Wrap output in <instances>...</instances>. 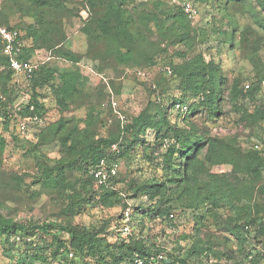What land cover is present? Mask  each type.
<instances>
[{
	"label": "rangeland",
	"instance_id": "rangeland-1",
	"mask_svg": "<svg viewBox=\"0 0 264 264\" xmlns=\"http://www.w3.org/2000/svg\"><path fill=\"white\" fill-rule=\"evenodd\" d=\"M40 1L0 0V39L4 28L23 36L31 59L39 63L38 74L45 67L55 71L60 82L61 75L72 73L78 92L65 108L46 94L40 98L46 115L28 116L33 78L10 73L0 52V113H7L0 116V210L6 220L106 231L123 212L125 196L133 205L134 232L143 217L137 206L176 207L178 229H166L154 219L145 221L150 239L161 247L172 249L178 234L193 231L199 244L210 248V264H264V237L256 235V228L239 234L226 228L237 221L264 219L260 182L246 169L244 157L264 132V118L257 112L264 109V28L254 16L264 18V10L257 0H192L194 14L184 11L186 0H127L124 7L137 27L130 39L105 35L98 27L114 6L112 0ZM163 24L187 31L188 38L172 43L161 32ZM31 28L36 35L25 34ZM197 55L219 65L220 95L213 105L203 93L182 90L173 75L174 66ZM235 82L239 89L252 84L238 101L232 93ZM140 115L150 116L154 124L131 127ZM175 131L190 133L191 143L203 141L205 147L195 161L196 179L170 186L169 150L177 141ZM101 137L115 141L107 162L117 159L121 169L116 191L106 200L105 190L85 172L83 162L85 147ZM255 150L264 154V148ZM228 151L232 161L216 163ZM212 152L213 160H207ZM177 156L176 150L173 157ZM59 162H64L66 179L52 186L45 181L46 169ZM219 176L235 187L224 184L226 191L232 190L226 193L229 200L209 211L206 198L219 184ZM153 181L166 183L164 193L137 194ZM248 200L250 207L245 205ZM114 236L108 233L110 239ZM6 238L0 236V264H49L32 249L29 257L24 253L31 246L50 254V238L41 231L22 241Z\"/></svg>",
	"mask_w": 264,
	"mask_h": 264
},
{
	"label": "trees",
	"instance_id": "trees-1",
	"mask_svg": "<svg viewBox=\"0 0 264 264\" xmlns=\"http://www.w3.org/2000/svg\"><path fill=\"white\" fill-rule=\"evenodd\" d=\"M112 1L115 2L114 6H110L103 19L100 20V25H98V27L100 31L105 33V35L113 34L114 36H117L118 34L130 39L132 37V31H135L137 27L134 24L132 16L128 14L127 8L124 7L127 0ZM226 1L230 2L232 0ZM40 3L48 4L49 1L42 0ZM257 3L261 9L264 10V0H257ZM179 13L180 12H177L175 15L177 16ZM254 16L256 17L259 26L264 28V18L260 17L258 14ZM84 26H86V30L87 25ZM90 27L91 25H88L89 29ZM26 30L25 34L36 35V32H33L32 28ZM161 32L162 34H166L165 36L171 39L172 43L187 39L189 34L187 31L177 30L174 25L169 27L166 24L161 25ZM22 37L23 36H20L23 41L24 39ZM0 52L3 59L6 61V64L10 67L9 57L3 52L2 38L0 39ZM128 56H130V54ZM19 58L24 60L31 59L29 50L25 47V44L22 47V52L19 55ZM72 58L74 60L77 59L76 57ZM10 70V73H14L11 67ZM38 70L39 67L30 77L33 78L32 96L29 105L26 107L27 115L32 117H44L48 112V109L40 98L43 99L44 96L52 95L55 97L56 101L63 106L62 108H65L67 101L74 99L78 92L75 86V76L72 73L61 75L60 82H57L55 79V71H46L45 67H42L40 70L41 72L38 74ZM219 71V65L215 61L212 60L208 63L202 55L195 56L191 61H186L181 66L173 67V75L177 76L176 81L178 87L182 90H187L190 94H205L210 105H213L215 98L220 95L221 75L219 74ZM249 84L250 87L248 89L245 88V85L243 89H239L238 83H233L232 93L235 101L248 95L247 92L252 89V84ZM252 94H254V92H252ZM257 112L261 118H264V109L258 108ZM0 116L7 117V113L3 111L0 113ZM153 124L154 121L150 116L140 115L135 118V122L131 127L139 125L140 127L147 128ZM174 137L177 141L176 143H172L169 150L171 159V163L168 167L170 171L169 174H171L170 186H174V184L179 181H191L196 179L195 161L199 159V154L205 147L203 141H197L196 144L191 143L190 133L180 135L175 131ZM260 139H264V132L260 135ZM114 142V140H107L105 142L101 137L100 140L87 145L84 149L85 155H83L84 170L87 174H90L94 182H99L100 186L105 190L103 195V199L105 200L108 196L114 194V190L116 191L115 185L121 179V169H119V172L116 175H110L104 181H100V179L96 178L93 172L99 167L102 160L107 161V158L110 155L111 146ZM176 150L178 156L174 158L173 156ZM244 157L248 162L246 169L250 170L253 174L254 181L260 182L259 190L260 193L264 195V181L262 180L264 154L251 148L248 153H245ZM206 158L207 160H213V152ZM232 159L233 157L231 156V153L226 152L225 155L221 154L216 160V163L230 162ZM114 160L119 162L117 159ZM64 168V162H59L51 167H47L45 181L52 186L58 185L60 181H65L66 177ZM219 177L221 178L219 184L212 186V193L206 198L207 200H210L211 204V207L208 208L209 211L222 207V204H224L223 202L229 200L226 193L232 192V190L226 191L224 184H227L231 188L235 187V184L228 179H225L222 176ZM165 186L166 183L163 181L148 182L137 190V194L139 190H144L152 197H156L161 193H164ZM250 202L251 201L248 200L245 205L250 207ZM76 203L79 204V208L84 207L81 197H77ZM120 205L121 211L125 210L127 207H133L125 196ZM137 209H142V221L139 223L138 228H136V232H134V227L133 233L127 237L122 236L119 230L123 215L119 216L117 223L113 224L111 229H106V231H104L103 228L91 229L57 222L28 226L24 223L7 221L1 210L0 236H6L8 239H11L12 237L19 238L18 236H20L23 237L22 239H26L29 237L32 238V236L36 235V232L41 231L43 237L50 238V245L53 246L50 254L45 256L42 249L31 246L27 247L24 253L26 254V257H29V250L32 249L36 251L34 256H43L42 258L49 264H125L129 261H133L136 257L149 259L153 254L162 251L166 252L167 257L170 260V262H166V264H210L208 259L210 256V248L207 247V245L199 244L201 239H197V232L192 231L190 235L185 232L178 234V237L173 241L174 247L172 249L161 247L150 239L149 233L146 232L145 221L148 219L156 220L161 226L165 223L167 224V222H171L173 226L178 229L179 226L175 219L172 220L169 218V215L172 212H175L176 216L179 215L175 206L151 204L145 208V210H143L144 208H142V206H137ZM71 212H73V210H71ZM181 212L186 211L185 209H181ZM253 227L257 229L256 235L264 237V219L260 222H257L254 218L246 219L245 221H237L236 225L233 227L227 226L226 228L235 234H239L241 230L244 232H250ZM162 230L165 232L166 229L164 228ZM109 232H115L113 239L108 237ZM157 235L159 234L156 233L155 237H157ZM22 239L19 238L20 241H22ZM14 243H17V241L14 240ZM71 252H73V256L69 255Z\"/></svg>",
	"mask_w": 264,
	"mask_h": 264
},
{
	"label": "built area",
	"instance_id": "built-area-1",
	"mask_svg": "<svg viewBox=\"0 0 264 264\" xmlns=\"http://www.w3.org/2000/svg\"><path fill=\"white\" fill-rule=\"evenodd\" d=\"M183 9L185 12L189 14H194L195 9L193 2L191 0H186L183 4ZM1 37L3 43V52L5 55L9 57L10 67L16 74L27 75L31 77L35 70L39 67V63L35 62L33 59L24 60L19 58V55L22 52V47L24 46V42L21 40L20 35L17 32H14L10 29L4 28L1 29ZM250 87L249 83L245 84V88L248 89ZM116 102H114L115 104ZM255 149L264 148V139L260 141L257 145H254ZM120 163L118 161L115 162H107L102 160L99 164V167L93 172L94 176L100 181H104L110 175H116L119 172ZM264 176V170H263ZM132 207H127L123 212L120 213L122 216L121 227L119 228L120 234L124 237H127L131 233H133V217H132ZM170 219H175L176 214L172 212L169 215ZM166 224V223H165ZM175 229L171 222H167L166 229ZM73 256V252L69 254ZM168 257L165 251L158 252L153 254L149 259L136 257L133 261H129L125 264H166L168 263Z\"/></svg>",
	"mask_w": 264,
	"mask_h": 264
},
{
	"label": "water",
	"instance_id": "water-1",
	"mask_svg": "<svg viewBox=\"0 0 264 264\" xmlns=\"http://www.w3.org/2000/svg\"><path fill=\"white\" fill-rule=\"evenodd\" d=\"M168 262H170V260H168Z\"/></svg>",
	"mask_w": 264,
	"mask_h": 264
}]
</instances>
